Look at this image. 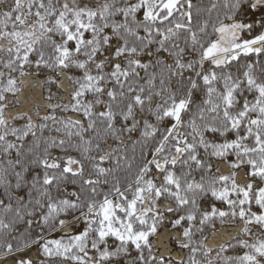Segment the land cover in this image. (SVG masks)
Instances as JSON below:
<instances>
[{
  "label": "snow or ice",
  "instance_id": "obj_1",
  "mask_svg": "<svg viewBox=\"0 0 264 264\" xmlns=\"http://www.w3.org/2000/svg\"><path fill=\"white\" fill-rule=\"evenodd\" d=\"M0 264H264V0H0Z\"/></svg>",
  "mask_w": 264,
  "mask_h": 264
}]
</instances>
